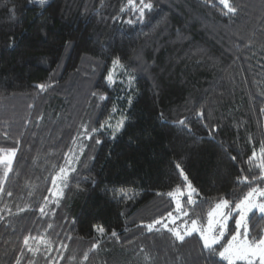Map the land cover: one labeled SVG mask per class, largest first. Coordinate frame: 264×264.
<instances>
[{
	"label": "trees",
	"instance_id": "16d2710c",
	"mask_svg": "<svg viewBox=\"0 0 264 264\" xmlns=\"http://www.w3.org/2000/svg\"><path fill=\"white\" fill-rule=\"evenodd\" d=\"M145 3L141 19L139 0H0V150L15 149L6 178L0 165V264H227L197 233L146 226L173 212L185 175L202 223L264 188V0H229L227 16L219 0ZM247 228L264 235V216Z\"/></svg>",
	"mask_w": 264,
	"mask_h": 264
},
{
	"label": "snow or ice",
	"instance_id": "6c2138e0",
	"mask_svg": "<svg viewBox=\"0 0 264 264\" xmlns=\"http://www.w3.org/2000/svg\"><path fill=\"white\" fill-rule=\"evenodd\" d=\"M128 2L130 5L135 7L134 0H128ZM139 2L141 7H139L137 10L140 14V18L143 19L145 11H150L152 9V5L150 3H145V0H139ZM31 3L43 8L50 3V0H31ZM219 3L224 5L226 9V11L223 12V15L227 16L237 12V9L229 4V0H219ZM127 23L132 24L133 22L129 20ZM118 63V60L113 61V65H117ZM105 80L109 85L115 83L113 79V72L111 70L105 77ZM129 85H131V77L129 78ZM36 87L40 90H44L46 87H48V85L39 84ZM100 99L103 100L106 99V97L101 96ZM129 104H131V100H129ZM197 115H202V113H198ZM125 120L126 118H122L117 122L115 127L110 124L107 125V127L112 128L113 139H115L116 134L123 129ZM178 123L183 125L186 123V121L180 120ZM104 127L105 125H101V128ZM95 131L97 130L92 129V132ZM85 134L89 137L91 136V133H88L87 129H85ZM96 143L99 144L101 141L97 140ZM14 156L15 149L8 150L7 152L0 150V165L4 166L5 171L3 175L5 178L7 177L8 172L12 170L11 166ZM255 158L256 153L253 152L252 157L249 158V161L251 162ZM260 161L261 163L258 165V167H260L261 170H264V145L261 147ZM177 167L179 168V165H177ZM181 174L183 175L182 170ZM66 176L67 173L65 172V169L61 168L57 176L52 177V184L55 186L58 179L63 182L66 179ZM183 179L186 182L188 181L186 175L183 176ZM247 180L248 178L244 177L243 181L238 182H246ZM187 188L190 190L187 193L188 203L192 204L194 203L192 196L196 194V190L192 188L190 182H187ZM184 195L185 193L179 188H177L175 192L168 193V196L172 197L173 199H175L177 196L183 197ZM258 197L264 198V188H251V190L244 195L243 199L235 203L234 208H230V202L227 199H220L207 212L206 225L201 224L196 219H192L190 223L188 221H184L181 226L169 227L167 223L163 222L162 218L153 221L146 227L149 231H152L157 224H160L175 238V241L179 243H183L186 237L192 236L194 233H198L202 241L203 250L207 251L208 258L210 260L226 261L227 264H237L238 261H244L245 264H264V235L250 239L246 224V217L248 213H253L254 210H258L261 215L264 216V202L259 201L257 199ZM45 200L47 201V198H45ZM225 209H229V211L225 212ZM39 211L44 213V208L41 207ZM177 212H181L179 200H177ZM233 212L237 214V218H235V232L231 235V238L227 240L226 244H221V240L224 238L225 231L227 230V221L232 216ZM181 214L187 215V213ZM168 217L173 224H175L176 219H178V217H173L172 213H168ZM98 230L100 232L104 231L103 228ZM156 230L159 231V229ZM112 235L115 236L116 233L113 232ZM28 242L29 237L26 236L24 238V244L28 245ZM85 259H87V256H85ZM17 264H19V261Z\"/></svg>",
	"mask_w": 264,
	"mask_h": 264
},
{
	"label": "rangeland",
	"instance_id": "374dc122",
	"mask_svg": "<svg viewBox=\"0 0 264 264\" xmlns=\"http://www.w3.org/2000/svg\"><path fill=\"white\" fill-rule=\"evenodd\" d=\"M6 152H7V151H6ZM68 170H69V169H66V168H65V172H66L67 174H68ZM187 182H188V181H187ZM187 182L185 183V185H184L182 188L179 187V189H181V190L185 193V195H184L183 197L177 196L175 199H173V198L171 197V198L173 199V202H174V210H173V212H172V215H173V217H178V219H176L175 224H173V223H171V220L169 219L168 216H167L166 218H164V219H163V222H164V223H167L169 227H178V226H181V225L183 224L184 221H188V222L190 223V221H191L192 219H196V218H190V217H189V209H188V207H184V206H183V203H182V199H183V198H187V193L190 191V190L187 188ZM254 187H259V186H253L252 188H254ZM192 188H193V187H192ZM260 188H262V187H260ZM176 189H177V188L173 189V190L170 191V192H175ZM250 190H251V188H250ZM250 190H249V191H250ZM51 192H52L53 197L60 196V193H61V180H60V179L57 180V183H56L55 186L53 185V188H52ZM57 193H58V195H57ZM242 199H243V198H242ZM257 199H258L259 201H261V202H264V198H259V197H258ZM177 200H179V202H180L181 212H177ZM187 200H188V199H187ZM192 200H193V196H192ZM234 206H235V205H231V204H230V208H234ZM208 211H209V210H208ZM224 211L227 212V211H229V209H225ZM254 211H256L257 213L261 214L258 210H254ZM181 213H187V215H182ZM249 214H250V213H248V215H247V217H246V224H247V219H248ZM232 218H233V220H234V224H235V218H237V214H236L235 212L232 213V216H231V217L229 218V220L227 221V230L225 231V236H224V238H222V240H221V244H226V243H227V240L231 238V235H232V234H231L230 236L227 237V232L229 231V230H228V229H229V223H230V220H232ZM196 220L199 221V219H196ZM199 222H200V221H199ZM200 223L203 224V225H206V224H207V215H206V218H205L204 223H202V222H200ZM160 226H162V225L157 224V225L155 226V228H156V227H160ZM234 232H235V231H234ZM234 232H233V233H234ZM197 234H198V233H197ZM198 235H199V234H198Z\"/></svg>",
	"mask_w": 264,
	"mask_h": 264
}]
</instances>
